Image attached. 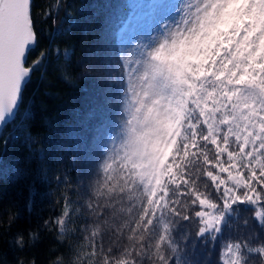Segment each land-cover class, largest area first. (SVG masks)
Listing matches in <instances>:
<instances>
[{
    "label": "snow or ice",
    "instance_id": "6c2138e0",
    "mask_svg": "<svg viewBox=\"0 0 264 264\" xmlns=\"http://www.w3.org/2000/svg\"><path fill=\"white\" fill-rule=\"evenodd\" d=\"M179 13L161 21L137 66L119 64L131 98L121 149L97 171L94 219L72 264H186L178 227L211 247L237 206L264 208V0H183ZM35 41L31 0H0V124L44 59L27 63ZM15 244L26 247L22 233ZM228 253L226 264H264V240Z\"/></svg>",
    "mask_w": 264,
    "mask_h": 264
},
{
    "label": "trees",
    "instance_id": "16d2710c",
    "mask_svg": "<svg viewBox=\"0 0 264 264\" xmlns=\"http://www.w3.org/2000/svg\"><path fill=\"white\" fill-rule=\"evenodd\" d=\"M159 3L32 0L37 42L27 63L42 52L45 56L24 88L15 118L0 136V264H72L73 254L86 245L82 229L94 219L88 200L94 196L97 171L102 173L117 158L110 144L121 142L120 129L131 103L119 77V64L127 63L125 34L142 6ZM237 207L214 246L201 244L193 227L177 228V240L187 244L186 264H226L233 242L247 238L256 245L264 240L258 222L264 208ZM20 233L23 250L15 244ZM251 260L260 264L259 257Z\"/></svg>",
    "mask_w": 264,
    "mask_h": 264
},
{
    "label": "rangeland",
    "instance_id": "374dc122",
    "mask_svg": "<svg viewBox=\"0 0 264 264\" xmlns=\"http://www.w3.org/2000/svg\"><path fill=\"white\" fill-rule=\"evenodd\" d=\"M182 2L183 0H170L171 5L164 12L159 8V4L151 9H144V6H142L143 9L133 15L134 17L125 34L124 56L127 63L132 64L134 67L137 66L144 47L153 42L159 35L161 21L168 23L179 18V5ZM110 147V152H118L121 149V142H113ZM216 259L218 260V257ZM222 259L223 261L226 260L225 254H222Z\"/></svg>",
    "mask_w": 264,
    "mask_h": 264
},
{
    "label": "water",
    "instance_id": "95a60500",
    "mask_svg": "<svg viewBox=\"0 0 264 264\" xmlns=\"http://www.w3.org/2000/svg\"><path fill=\"white\" fill-rule=\"evenodd\" d=\"M31 7H32V0H31ZM36 42H37V38H36L35 44H34V46L32 47V49L35 48V46H36ZM32 49H31V50H32ZM28 55H29V53H28ZM27 57H28V56H27ZM21 101H22V100H21ZM20 104H21V102H20ZM19 106H20V105H19ZM17 111H18V109H17ZM17 111H16V113H17ZM15 116H16V114H15L14 116H11V117L6 118V121H5L3 124H0V136H1L2 132H3L4 127H5L8 123H10L11 121H13V119L15 118Z\"/></svg>",
    "mask_w": 264,
    "mask_h": 264
},
{
    "label": "clouds",
    "instance_id": "9594fccd",
    "mask_svg": "<svg viewBox=\"0 0 264 264\" xmlns=\"http://www.w3.org/2000/svg\"><path fill=\"white\" fill-rule=\"evenodd\" d=\"M96 194H97V193L94 191V192H93V195H96Z\"/></svg>",
    "mask_w": 264,
    "mask_h": 264
}]
</instances>
